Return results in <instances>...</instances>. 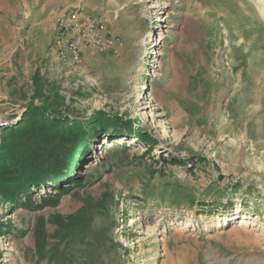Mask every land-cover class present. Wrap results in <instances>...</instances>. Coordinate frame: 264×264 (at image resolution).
I'll return each mask as SVG.
<instances>
[{
  "label": "rangeland",
  "instance_id": "1",
  "mask_svg": "<svg viewBox=\"0 0 264 264\" xmlns=\"http://www.w3.org/2000/svg\"><path fill=\"white\" fill-rule=\"evenodd\" d=\"M78 5L117 57L52 64L43 31ZM38 107L113 125L0 198V264H264V0H0V146Z\"/></svg>",
  "mask_w": 264,
  "mask_h": 264
},
{
  "label": "trees",
  "instance_id": "2",
  "mask_svg": "<svg viewBox=\"0 0 264 264\" xmlns=\"http://www.w3.org/2000/svg\"><path fill=\"white\" fill-rule=\"evenodd\" d=\"M43 108H28L22 122L23 129H15V138L7 137L5 144L0 146V198L13 204L19 201V196L27 195L30 187H45L50 181L56 184V180L69 175L65 174L66 170L83 158L93 142L94 134L98 133L96 129L102 131L106 126L113 125L110 121H101L106 116L114 120L103 111H97L89 118L91 122L82 124L68 116L46 117V108ZM68 122L71 125L66 126ZM82 179L80 175L73 178V186L88 184ZM84 212L86 210L74 215L76 219L72 226H86V217L82 218Z\"/></svg>",
  "mask_w": 264,
  "mask_h": 264
},
{
  "label": "built area",
  "instance_id": "3",
  "mask_svg": "<svg viewBox=\"0 0 264 264\" xmlns=\"http://www.w3.org/2000/svg\"><path fill=\"white\" fill-rule=\"evenodd\" d=\"M55 24L57 31L49 53L61 64L79 65L85 48L113 57L120 53L122 42L108 32L106 20L92 16L81 5L62 11Z\"/></svg>",
  "mask_w": 264,
  "mask_h": 264
},
{
  "label": "crops",
  "instance_id": "4",
  "mask_svg": "<svg viewBox=\"0 0 264 264\" xmlns=\"http://www.w3.org/2000/svg\"><path fill=\"white\" fill-rule=\"evenodd\" d=\"M89 14H91L92 16H94V17H96L95 16V14H93V13H90V12H88ZM58 16V15H57ZM56 17V16H55ZM97 18V17H96ZM51 29V28H50ZM39 33H41V32H39ZM43 33L45 34H49L48 36H49V38H48V46L46 47V48H49V46L52 44V42H53V36L55 35L54 34V32H52L51 30H50V32H48L47 33V30H44L43 31ZM36 36H38V33H34V35H33V37L35 38ZM34 43H36V41L34 42ZM90 50L89 48H85V49H83V50ZM49 52V51H48ZM48 53L46 52V56H48L47 55ZM51 55V54H50ZM51 61H52V64L54 63L55 65L56 64H58L59 62L58 61H56L55 59H54V57H52V59H50ZM65 67V66H64Z\"/></svg>",
  "mask_w": 264,
  "mask_h": 264
},
{
  "label": "water",
  "instance_id": "5",
  "mask_svg": "<svg viewBox=\"0 0 264 264\" xmlns=\"http://www.w3.org/2000/svg\"><path fill=\"white\" fill-rule=\"evenodd\" d=\"M97 111H102V110H97ZM97 111L93 112V113H96Z\"/></svg>",
  "mask_w": 264,
  "mask_h": 264
},
{
  "label": "bare ground",
  "instance_id": "6",
  "mask_svg": "<svg viewBox=\"0 0 264 264\" xmlns=\"http://www.w3.org/2000/svg\"><path fill=\"white\" fill-rule=\"evenodd\" d=\"M244 223V222H243ZM242 222H241V224H243Z\"/></svg>",
  "mask_w": 264,
  "mask_h": 264
}]
</instances>
